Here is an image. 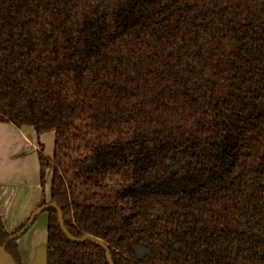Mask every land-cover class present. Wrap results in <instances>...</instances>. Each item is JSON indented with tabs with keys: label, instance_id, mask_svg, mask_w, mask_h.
Instances as JSON below:
<instances>
[{
	"label": "trees",
	"instance_id": "obj_1",
	"mask_svg": "<svg viewBox=\"0 0 264 264\" xmlns=\"http://www.w3.org/2000/svg\"><path fill=\"white\" fill-rule=\"evenodd\" d=\"M0 122L113 264H264V0H0ZM47 213L46 264H108Z\"/></svg>",
	"mask_w": 264,
	"mask_h": 264
},
{
	"label": "rangeland",
	"instance_id": "obj_2",
	"mask_svg": "<svg viewBox=\"0 0 264 264\" xmlns=\"http://www.w3.org/2000/svg\"><path fill=\"white\" fill-rule=\"evenodd\" d=\"M39 140L43 144V153L50 157L54 147L53 132L34 134L32 143L38 146ZM33 144L26 142V155L0 161V168L8 173V177L0 181V184L6 186L0 185V217L7 231H13L21 223H25L38 206L49 203L51 169H45L41 182L38 150H32ZM87 162L93 165V157ZM117 185V180L112 179L111 186L115 188ZM3 189L4 199L1 197ZM47 214V210L39 211L30 228L18 238L22 264H45Z\"/></svg>",
	"mask_w": 264,
	"mask_h": 264
},
{
	"label": "crops",
	"instance_id": "obj_3",
	"mask_svg": "<svg viewBox=\"0 0 264 264\" xmlns=\"http://www.w3.org/2000/svg\"><path fill=\"white\" fill-rule=\"evenodd\" d=\"M15 126L9 122L1 123L0 122V161L4 158L7 160H10L11 157L15 159V156L20 155H26V152H28V149H26V142H34V130L30 126H22L20 128H14ZM17 136V137H16ZM40 143V140H39ZM32 150H38V146L36 144L32 145ZM24 158V157H23ZM7 167V166H6ZM9 167V166H8ZM5 169L0 168V181H2L4 178L8 177V173L4 171ZM1 183V182H0ZM1 186H4L3 184H0ZM6 187V186H4ZM5 189L1 191V197L4 199L5 196ZM48 217V214H47ZM4 224V223H3ZM23 223H21L17 228H19ZM16 228V229H17ZM8 231V232H14ZM19 247V245H18ZM20 252V249H19ZM21 255V253H20Z\"/></svg>",
	"mask_w": 264,
	"mask_h": 264
},
{
	"label": "water",
	"instance_id": "obj_4",
	"mask_svg": "<svg viewBox=\"0 0 264 264\" xmlns=\"http://www.w3.org/2000/svg\"><path fill=\"white\" fill-rule=\"evenodd\" d=\"M48 209L56 210V212H57V223L60 226V229L63 232V234L69 240L74 241V242L90 241V242L96 243L97 245H99L105 251V255H106V259H107L108 264H113V262L111 260L110 253H109L107 247L105 246V244H103L102 242L98 241L97 239H95V238H93L92 236H89V235H84V236L79 237V238L71 236L68 233V231L66 230V228L64 227L62 212H61L60 208L56 204L51 203V202L38 206L30 214V216L25 221V223L21 226V228L18 231L12 233L3 245H0V264H16L14 259L8 254V252L5 249L6 243H8L9 241H12V240L20 238V236L22 234H24L30 228L31 224L34 221V218H35L36 214L39 211L48 210ZM45 264H46V248H45Z\"/></svg>",
	"mask_w": 264,
	"mask_h": 264
},
{
	"label": "flooded vegetation",
	"instance_id": "obj_5",
	"mask_svg": "<svg viewBox=\"0 0 264 264\" xmlns=\"http://www.w3.org/2000/svg\"><path fill=\"white\" fill-rule=\"evenodd\" d=\"M51 156H52V155H51ZM51 156H50V157H51Z\"/></svg>",
	"mask_w": 264,
	"mask_h": 264
}]
</instances>
